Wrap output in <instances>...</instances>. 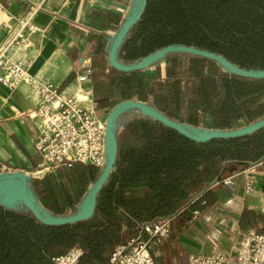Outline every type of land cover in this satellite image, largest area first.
Here are the masks:
<instances>
[{"label":"trees","instance_id":"1","mask_svg":"<svg viewBox=\"0 0 264 264\" xmlns=\"http://www.w3.org/2000/svg\"><path fill=\"white\" fill-rule=\"evenodd\" d=\"M123 19L109 23L114 32ZM168 45L198 47L241 68L264 69V0H148L118 59L134 63ZM106 54L98 45L91 64L98 110L137 100L174 121L208 130H236L264 117V79L236 76L211 60L184 54L166 55L151 66L154 74L147 71L151 67L125 73L111 68ZM127 114L115 127L114 170L96 198L93 216L47 226L26 207L0 204V264H51L73 246L83 252L79 264H107L115 246L135 237L142 223L169 220L173 240L201 202L212 203L214 181L251 165L264 170V127L239 138L198 143L147 116ZM99 175L96 167L76 163L32 178L31 185L45 211L63 216L79 208ZM262 223L260 214L243 209L238 224L261 233Z\"/></svg>","mask_w":264,"mask_h":264},{"label":"crops","instance_id":"2","mask_svg":"<svg viewBox=\"0 0 264 264\" xmlns=\"http://www.w3.org/2000/svg\"><path fill=\"white\" fill-rule=\"evenodd\" d=\"M134 2L0 0V39L4 37L7 27L14 25L17 18L32 9L31 20L39 31L30 35L25 44L12 49L10 55L21 61L32 77L52 81L78 98L88 91V97L93 101L90 75L89 80L83 83H79L76 77L87 68L91 72L94 70L91 64L95 48L99 45L107 50V36L114 33L109 23L124 18ZM93 10H97L98 15L92 14ZM105 14L107 18L103 20ZM147 71L154 74L155 67ZM164 74L161 64V77ZM93 104L95 107L94 101ZM36 105L29 83L22 82L12 90L0 83V173L39 172L37 169L41 160L33 144L41 123L28 115ZM230 176V187L212 186L209 196L213 198L212 203L205 205L201 202V208L193 211L191 219L173 240L168 236L158 244L164 256L159 264H186L189 255L209 253L212 247L233 258L245 235L255 232L254 229H240L238 223L243 209L260 214L264 227L262 165L245 167ZM248 179L252 181V188L245 192L244 185Z\"/></svg>","mask_w":264,"mask_h":264},{"label":"built area","instance_id":"3","mask_svg":"<svg viewBox=\"0 0 264 264\" xmlns=\"http://www.w3.org/2000/svg\"><path fill=\"white\" fill-rule=\"evenodd\" d=\"M33 13L30 9L17 18L0 39V83L10 90L22 82L31 85L37 105L28 115L41 123L33 144L41 160L39 172L46 175L59 166L76 163L101 169L105 160V118L95 109L88 91L80 99L52 81L34 78L21 61L10 55L12 49L25 44L30 35L39 31L31 20ZM90 73L89 68L85 69L76 77L77 81H88ZM215 185L230 187L231 176ZM251 188L252 181L248 179L244 191L249 192ZM169 230L167 219L142 223L135 237L115 246L107 264H156L154 246L168 237ZM82 253L80 247L73 246L53 257L51 264H79ZM186 264H264V232L247 233L233 258L212 247L209 253L189 255Z\"/></svg>","mask_w":264,"mask_h":264},{"label":"water","instance_id":"4","mask_svg":"<svg viewBox=\"0 0 264 264\" xmlns=\"http://www.w3.org/2000/svg\"><path fill=\"white\" fill-rule=\"evenodd\" d=\"M148 0H135L129 13L124 16L123 21L117 31L108 35V48L106 54L107 64L120 72L131 73L148 69L159 61H162L169 54H184L202 57L211 60L222 66L230 74L251 78L264 79V69L253 70L241 68L220 54L212 51L186 45H168L159 48L149 55L141 58L134 63H123L118 59V51L124 42L126 35L142 17L147 6ZM131 111L133 114L147 116L162 125L177 131L185 138L198 142L206 143L216 139H232L250 135L264 127V117L236 130H208L194 129L185 125L182 121H174L166 117L155 107L137 100H124L110 109L105 117V160L103 167L99 169L100 175L94 184L88 189L82 199L79 208L72 214L63 216L50 215L38 201L32 185L31 177L22 171L0 173V204L8 207H26L31 214L42 224L47 226H61L75 224L89 220L95 211L96 198L102 187L114 170V165L118 151V141L115 131L117 121L122 115ZM214 181L209 187L214 186Z\"/></svg>","mask_w":264,"mask_h":264},{"label":"rangeland","instance_id":"5","mask_svg":"<svg viewBox=\"0 0 264 264\" xmlns=\"http://www.w3.org/2000/svg\"><path fill=\"white\" fill-rule=\"evenodd\" d=\"M133 5H134V4H133ZM133 5H132V6H133ZM131 8H132V7H131ZM131 8L127 9L125 15H126L127 13H129V11H130ZM79 98H81V97H79ZM93 101H94V100H93ZM109 111H110V109L106 108V109H100L98 112H99V114H100L102 117L105 118V117L107 116V114H108ZM126 119H127V116L124 114V115H122V116L120 117V122H124V121H126ZM37 170L39 171L40 168H38ZM44 173H45V172H38V173H36L35 171H31V173H30V174H27V175L30 176L31 178H42V177L44 176ZM163 258H164V256H162V254H161V252H160V250H159V246H158V244H156V245L154 246V260H155V262H156L157 264H159V263L162 261Z\"/></svg>","mask_w":264,"mask_h":264},{"label":"bare ground","instance_id":"6","mask_svg":"<svg viewBox=\"0 0 264 264\" xmlns=\"http://www.w3.org/2000/svg\"><path fill=\"white\" fill-rule=\"evenodd\" d=\"M36 173H38V172H36Z\"/></svg>","mask_w":264,"mask_h":264}]
</instances>
